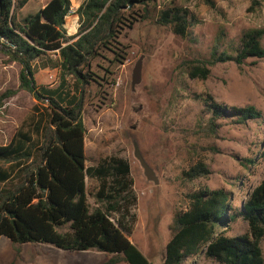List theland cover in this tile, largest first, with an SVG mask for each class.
<instances>
[{"label":"rangeland","instance_id":"1","mask_svg":"<svg viewBox=\"0 0 264 264\" xmlns=\"http://www.w3.org/2000/svg\"><path fill=\"white\" fill-rule=\"evenodd\" d=\"M69 1L64 28L74 35L72 26H79L75 12L84 0ZM171 8L187 11L190 27L185 37L174 35L159 20L160 13ZM133 12V20L126 17L115 37L106 47L99 44L82 69L91 79L83 98L85 166L95 167L108 158L127 162L135 201L124 220L130 229L125 235L149 264H162L174 217L187 210L189 195L204 188L224 189L236 210L264 177V59L209 64L213 51L216 58L222 52L234 57L243 32L264 29V0H149ZM261 43L264 46V37ZM139 60L140 82L132 87ZM55 63L53 54L34 61L35 82L55 88L63 80L71 90L73 77ZM202 65L209 69L208 78H190L191 68ZM19 71L20 66L0 52V94L18 88ZM207 97L227 108L252 106L260 118L243 124L233 118L212 121ZM34 106L41 110L23 90L4 101L0 146L19 129H32ZM138 156L156 182L146 178ZM198 164L208 174L187 177ZM98 187V180L85 178L91 210L100 207L94 199ZM246 231V223L238 219L225 234L236 237ZM259 245L264 261V236ZM204 256L200 253L183 264H219ZM107 258L94 250L65 252L0 238V264H100Z\"/></svg>","mask_w":264,"mask_h":264},{"label":"trees","instance_id":"2","mask_svg":"<svg viewBox=\"0 0 264 264\" xmlns=\"http://www.w3.org/2000/svg\"><path fill=\"white\" fill-rule=\"evenodd\" d=\"M148 3L85 0L75 12L77 32L69 36L64 28L69 0H0V52L20 66L18 88L0 94V107L23 90L42 110L34 106L32 129H19L0 146V238L13 245L45 244L65 252L94 250L108 257L100 264H149L125 235L130 229L124 220L135 201L129 166L122 159L108 158L86 167L82 120L84 87L91 80L82 71L86 58L97 53L99 44L106 47L126 17L133 20L136 6ZM159 20L179 37H185L190 27L185 9L162 11ZM263 37V28L247 30L234 57L222 52L216 58L213 51L209 64L264 59ZM51 54L56 56V68L73 77L71 90L63 80L55 88L35 82L33 62ZM208 76L204 65L189 72L192 79ZM204 103L212 121L233 118L243 124L260 118L252 106L227 108L211 97ZM207 174L202 164L185 173L190 178ZM86 177L99 181L94 199L100 207L94 210L87 200ZM188 199L187 210L174 217L162 264H175V256L176 264H183L200 253L219 264H264L259 245L264 236V177L236 210L224 189L204 188ZM238 219L246 223L247 231L227 236Z\"/></svg>","mask_w":264,"mask_h":264},{"label":"water","instance_id":"3","mask_svg":"<svg viewBox=\"0 0 264 264\" xmlns=\"http://www.w3.org/2000/svg\"><path fill=\"white\" fill-rule=\"evenodd\" d=\"M140 69H141V60H139L137 62L136 66L133 70L132 87L140 82ZM138 159H139L141 166L144 169V174H145L146 178L148 180H153L154 182H156V180H154L152 178L151 171H150L149 167L146 165V163L143 161V159H141L139 156H138Z\"/></svg>","mask_w":264,"mask_h":264},{"label":"crops","instance_id":"4","mask_svg":"<svg viewBox=\"0 0 264 264\" xmlns=\"http://www.w3.org/2000/svg\"><path fill=\"white\" fill-rule=\"evenodd\" d=\"M84 1H85V0H84ZM67 17H68V16H67ZM65 19H66V18H65ZM76 27H78V26H76ZM76 27H75V26H72V31H71L70 34H75V33L77 32ZM69 36H71V35H69Z\"/></svg>","mask_w":264,"mask_h":264}]
</instances>
